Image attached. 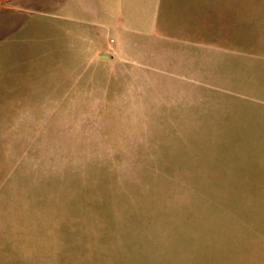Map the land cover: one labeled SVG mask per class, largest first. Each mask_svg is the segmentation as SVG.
I'll return each instance as SVG.
<instances>
[{
    "label": "rangeland",
    "instance_id": "1",
    "mask_svg": "<svg viewBox=\"0 0 264 264\" xmlns=\"http://www.w3.org/2000/svg\"><path fill=\"white\" fill-rule=\"evenodd\" d=\"M57 1L0 0V264H264V0L130 59Z\"/></svg>",
    "mask_w": 264,
    "mask_h": 264
},
{
    "label": "crops",
    "instance_id": "2",
    "mask_svg": "<svg viewBox=\"0 0 264 264\" xmlns=\"http://www.w3.org/2000/svg\"><path fill=\"white\" fill-rule=\"evenodd\" d=\"M174 7L175 0H58L57 15L95 33L100 54L130 59L144 40L168 30L166 17Z\"/></svg>",
    "mask_w": 264,
    "mask_h": 264
}]
</instances>
